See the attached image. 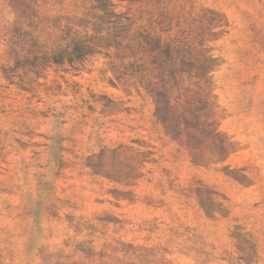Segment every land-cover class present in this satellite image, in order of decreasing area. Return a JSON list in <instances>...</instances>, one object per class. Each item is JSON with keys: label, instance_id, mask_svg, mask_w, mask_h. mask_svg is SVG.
Listing matches in <instances>:
<instances>
[{"label": "rangeland", "instance_id": "obj_1", "mask_svg": "<svg viewBox=\"0 0 264 264\" xmlns=\"http://www.w3.org/2000/svg\"><path fill=\"white\" fill-rule=\"evenodd\" d=\"M11 1L0 264H264V0H112L125 41L74 68Z\"/></svg>", "mask_w": 264, "mask_h": 264}, {"label": "trees", "instance_id": "obj_2", "mask_svg": "<svg viewBox=\"0 0 264 264\" xmlns=\"http://www.w3.org/2000/svg\"><path fill=\"white\" fill-rule=\"evenodd\" d=\"M111 1L67 0L55 14L46 9V0H12L10 6L16 31L27 22L29 29L22 34L31 41L36 65L74 68L125 41L128 20L114 11ZM131 43L133 39L126 47Z\"/></svg>", "mask_w": 264, "mask_h": 264}]
</instances>
